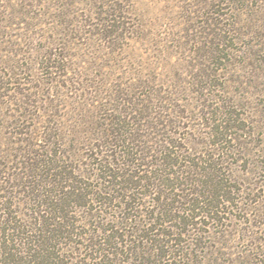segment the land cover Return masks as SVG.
Wrapping results in <instances>:
<instances>
[{"label": "rangeland", "instance_id": "374dc122", "mask_svg": "<svg viewBox=\"0 0 264 264\" xmlns=\"http://www.w3.org/2000/svg\"><path fill=\"white\" fill-rule=\"evenodd\" d=\"M0 264H264V0H0Z\"/></svg>", "mask_w": 264, "mask_h": 264}]
</instances>
